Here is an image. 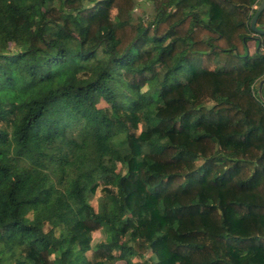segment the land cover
<instances>
[{
	"label": "trees",
	"instance_id": "16d2710c",
	"mask_svg": "<svg viewBox=\"0 0 264 264\" xmlns=\"http://www.w3.org/2000/svg\"><path fill=\"white\" fill-rule=\"evenodd\" d=\"M148 1L0 0V264H264L262 0Z\"/></svg>",
	"mask_w": 264,
	"mask_h": 264
},
{
	"label": "rangeland",
	"instance_id": "374dc122",
	"mask_svg": "<svg viewBox=\"0 0 264 264\" xmlns=\"http://www.w3.org/2000/svg\"><path fill=\"white\" fill-rule=\"evenodd\" d=\"M154 11H153V7L151 5V3L148 0H136V8L134 11V18L137 19L139 17H145V18H149L153 15ZM10 43V47H14L13 44L11 42ZM251 49L254 50L255 49V45L253 43H251ZM102 106H105V103H102ZM121 166V165H120ZM113 169L116 172H121L122 171V166L121 167H114ZM69 198H73L72 194H69ZM90 205L93 206L95 209H97V199L94 198L91 202ZM104 239V235L101 231H97L95 233H93L91 235V243L93 246L100 244ZM119 264H125L124 262H120Z\"/></svg>",
	"mask_w": 264,
	"mask_h": 264
},
{
	"label": "water",
	"instance_id": "95a60500",
	"mask_svg": "<svg viewBox=\"0 0 264 264\" xmlns=\"http://www.w3.org/2000/svg\"><path fill=\"white\" fill-rule=\"evenodd\" d=\"M263 11H264V0H262L260 6L258 7V9L256 11V14L254 15V17L252 18L251 23H250L251 30L255 34H258V35H264V27L263 28L257 27L258 19H259L260 15ZM263 83H264V81L261 82V85Z\"/></svg>",
	"mask_w": 264,
	"mask_h": 264
},
{
	"label": "crops",
	"instance_id": "0c3cea01",
	"mask_svg": "<svg viewBox=\"0 0 264 264\" xmlns=\"http://www.w3.org/2000/svg\"><path fill=\"white\" fill-rule=\"evenodd\" d=\"M113 166H114V167L116 166L117 168H118V167H121L119 163H114ZM118 173H119V172H118Z\"/></svg>",
	"mask_w": 264,
	"mask_h": 264
}]
</instances>
